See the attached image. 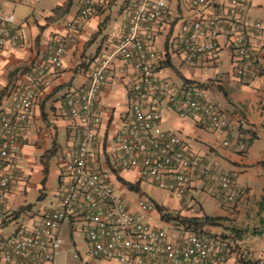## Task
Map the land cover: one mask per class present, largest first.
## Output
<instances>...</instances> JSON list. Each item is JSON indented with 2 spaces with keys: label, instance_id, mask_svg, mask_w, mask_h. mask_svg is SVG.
I'll list each match as a JSON object with an SVG mask.
<instances>
[{
  "label": "built area",
  "instance_id": "1",
  "mask_svg": "<svg viewBox=\"0 0 264 264\" xmlns=\"http://www.w3.org/2000/svg\"><path fill=\"white\" fill-rule=\"evenodd\" d=\"M215 1L191 3L201 7ZM167 2L136 0L128 32L117 46L118 55L133 64L137 80L129 89L130 119L116 134L113 166L135 171L141 181L148 180L177 200H182L197 182L215 184L223 192L222 199L236 205L244 196L237 178L218 171L199 158L184 138L160 127L159 105L165 102L181 118H192L203 128L227 133L233 130L229 114L207 97L202 85L189 83L178 88L159 75L154 25L165 17ZM249 3L229 0L225 16L196 19L183 38L185 60L196 65L203 56L218 52L219 38L225 34L233 76L242 82L264 77V26L248 18ZM95 11V0H83L76 19L67 23L70 32L60 37L48 57L20 80L13 106L0 116V213L12 185L22 179L14 149L28 139L35 97L49 76L62 69L66 49L75 44L76 32ZM21 37L15 15H0V48L18 46ZM106 78L105 67H100L91 74L86 87L68 95L71 116L81 120L79 146L67 165L69 182L62 189L60 206L46 212L39 224L18 231L9 245L7 260L15 264H55L63 243L60 227L74 217L84 224L89 254L94 258L121 264H225L229 251L222 237L185 225H179V234L172 235L154 225L148 216L158 211L157 205L141 198L125 200L109 175L94 164L96 128L101 121L97 101ZM238 146L243 149L245 143L241 140ZM258 264H264V256Z\"/></svg>",
  "mask_w": 264,
  "mask_h": 264
},
{
  "label": "crops",
  "instance_id": "2",
  "mask_svg": "<svg viewBox=\"0 0 264 264\" xmlns=\"http://www.w3.org/2000/svg\"><path fill=\"white\" fill-rule=\"evenodd\" d=\"M95 1L96 11L83 29L76 32L75 44L66 49L62 69L49 76L46 85L35 97L27 128L28 139L25 143L16 145L14 149L16 163L18 157H22L31 168L27 165L19 166L17 163L22 179L12 185L0 213V264H15L7 260V255L10 253L11 241L22 227L39 224L46 212L60 206L62 189L69 182L67 165L77 152L81 134V120L71 116L66 99L74 90L86 87L91 74L100 67H105L107 78L97 101L101 121L96 128L94 164L109 175L117 191L119 187H125L118 177L136 183L138 174L135 171L116 170L112 161L117 145L116 134L128 123L131 116L129 89L137 80L133 64L119 56L116 51L120 40L128 32L131 10L136 0ZM228 1L217 0L205 6L194 7L191 0H168L165 17L154 25L159 75L162 78L168 79L178 88L189 83L202 85L207 97L212 100L209 93L217 89L224 91L226 95H230L227 89H236L239 92L249 89L248 85H243L230 71L218 80L207 79L204 82L198 80V77L203 75V67L206 64L214 62L215 66L218 65L219 51L228 52L232 63L225 34L219 38L220 50L213 55L203 56L196 65H190L185 60L183 52V38L191 29L192 23L201 17L225 16ZM32 2H37L39 6L43 5L42 10ZM15 3L29 5L30 10L21 9L13 13L16 24L22 31L19 45H6L0 48V116L13 106L20 80L48 57L60 37L70 32L67 23L76 19L83 0H23ZM263 8L264 0H250L248 18L255 21L251 16L252 10L259 12ZM176 51L178 54L183 52L181 69L175 67L173 63ZM167 59L172 66H166ZM171 67H175L181 81L172 78L169 72ZM159 106L162 110L161 128L166 120L185 132L190 128L194 130L203 128L192 118H181L167 103L163 102ZM227 111L232 121L241 122V133L250 132L255 138H260L261 123L255 124L247 116L245 121L241 112ZM245 122L248 127H245ZM162 129L168 131L166 128ZM233 134L234 127L228 133L230 139L233 138ZM241 140L240 136L237 140L238 148ZM192 147L198 151L196 145ZM36 168L42 171L39 182L32 180ZM52 172L58 176V188L51 185ZM238 182L241 185L239 179ZM138 183L142 190L143 182L140 180ZM198 184L203 185L197 182L182 200L170 195L179 205H175L174 209L165 207L182 216L194 217L191 214L192 204L189 195ZM38 192L39 200L50 197V204L33 203L32 200ZM148 217L157 226L162 223L171 224L162 219L159 211L151 213ZM224 217L226 220L222 221V231H217L220 226L213 225H204L202 229H214V232L224 234L222 238L227 243L229 251L225 264H246L247 261L255 262L263 257L264 232L254 234L253 229L259 227L260 219L264 218V196H256L251 188H247V194L232 206ZM174 228L178 235L181 227L174 224Z\"/></svg>",
  "mask_w": 264,
  "mask_h": 264
},
{
  "label": "rangeland",
  "instance_id": "3",
  "mask_svg": "<svg viewBox=\"0 0 264 264\" xmlns=\"http://www.w3.org/2000/svg\"><path fill=\"white\" fill-rule=\"evenodd\" d=\"M32 4L39 8V10L43 8V5L39 6L37 2H32ZM21 9L25 11L30 10V6L18 5L12 0H0V15L8 13L15 14V12L17 13ZM252 11V19L261 21L264 26V8L259 12L256 10ZM181 54L183 52L178 54L176 51L173 58L174 66L178 69L182 68L181 58L183 56ZM219 56L220 60L217 66L212 62L203 67V75L198 77L200 82H204L207 79L218 80L227 72H233V65L230 62L228 52L219 51ZM262 63L264 65V58L262 59ZM175 67H171L169 72L175 81H181ZM242 84L248 85L249 89L241 92L236 89H227L230 91V95H226L224 91L217 89L211 94L209 93V95L212 96L213 101L226 114L228 113L227 110L241 112L245 121L247 116L255 124L258 122L261 123V135L259 139L255 138L250 132L246 134L244 132L241 133V122L232 121V119L231 121L234 127L232 139H230L227 132L217 131L212 128H198V130L190 128L188 132H185L182 131L183 129L174 127L167 120L162 128L177 133L190 145H196L198 147V151H196L197 156L209 165L214 166L218 171L232 174L238 178L241 182V187L244 189V195L247 194V188H251L253 194L260 197L261 195L264 196V77L245 81ZM245 127H248L246 122ZM240 136L245 143V148L243 149L237 147V140ZM225 141H228L227 145H224ZM38 161L40 162V158ZM17 163L19 166L27 165L31 168V165L22 157H18ZM41 177L42 171L36 168L32 174V180L39 182ZM50 181L52 182V187H59L57 174L55 175L52 172ZM139 181L140 178L137 175L135 182L138 183ZM142 182L143 188L141 192L131 190L127 186L117 188L124 195L125 200L141 198L155 205L166 206L169 209H174L175 205H179L176 200L171 198L169 192L153 185L148 180H142ZM112 183L114 184V182ZM39 195V192L35 194L32 200L33 203L39 204L43 202L50 204V197L40 201ZM189 197L192 204L191 214L194 217H203L205 215L210 217H224L228 210L234 206L225 202L222 199L223 192L215 184L211 183L205 185L198 184L197 188L191 191ZM174 224L175 222L172 221L171 224L162 223L159 227L164 228L172 235H177ZM222 228L223 226H220V229L217 231H222ZM202 232L219 235L220 237L224 235L222 232L220 234L214 232V229L209 228L202 230ZM59 233L63 239V243L60 253L55 258L56 264H121L115 260L90 256L86 229L84 224L77 218L69 217L61 225Z\"/></svg>",
  "mask_w": 264,
  "mask_h": 264
},
{
  "label": "trees",
  "instance_id": "4",
  "mask_svg": "<svg viewBox=\"0 0 264 264\" xmlns=\"http://www.w3.org/2000/svg\"><path fill=\"white\" fill-rule=\"evenodd\" d=\"M166 66H172V63L167 59ZM47 171V169H46ZM118 179L125 184L129 189L134 190L136 192H140L141 188L139 183H131L123 179L122 177H118ZM158 211L161 213V217L166 222L174 221L176 225H185L189 229H193L196 231H200L202 226L204 225H213V226H221L222 221L226 220L225 217H187L182 216L180 213H175L167 209L165 206L157 205ZM264 232V218L260 219V226L253 229L254 234H260ZM246 264H258V261H247Z\"/></svg>",
  "mask_w": 264,
  "mask_h": 264
}]
</instances>
